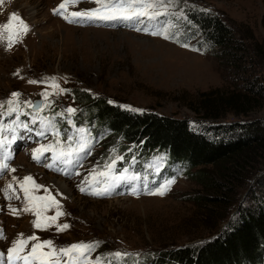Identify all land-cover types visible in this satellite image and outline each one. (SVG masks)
Listing matches in <instances>:
<instances>
[{"label":"rangeland","instance_id":"374dc122","mask_svg":"<svg viewBox=\"0 0 264 264\" xmlns=\"http://www.w3.org/2000/svg\"><path fill=\"white\" fill-rule=\"evenodd\" d=\"M63 2L3 0L0 3V25L7 23L11 14L16 13L28 26L25 33L19 21H13L12 30L4 31L0 36V102L12 99L13 92L20 93L19 116L16 113L9 116L5 103L0 109L3 112L0 121L8 126L27 124L28 117L37 113L40 116L38 126L44 131L43 136L37 135L42 140L27 142L23 138L24 130L17 128L18 136L22 137L17 142L22 144L18 149L13 148L15 143L11 146L13 158L8 162L9 170L0 174V189L12 183L15 195L20 196L19 200L7 201L0 192V228L4 237L0 239V251L6 256L7 248L14 240L35 235L40 241L52 240L57 249L80 242L94 243L96 247L87 256L88 264H97V261L117 264L120 263L116 262L118 260H135L133 264H142L146 257L159 261L170 249L206 240L224 227L238 206L250 204L251 194L257 190L256 179L264 174V169L253 176L249 185L237 190L234 204L220 221H216L205 219L206 212L194 203V198L203 194H200L203 188L191 178L182 176L164 157L155 159V163L164 166L166 171L173 169L178 175L173 190L167 195L137 197L125 193L94 198L82 193L79 186L86 178L91 179L89 174L93 170L98 174L104 171L105 165L124 156L114 149L113 143L96 140L90 156L78 170L79 174L72 178L48 171L43 160H33L32 152L40 145L56 143L57 137L52 134L56 130L47 113L68 115L66 109L69 107L77 112L70 94L74 89L113 101L115 105L188 119L196 124L207 123L197 114L200 95L215 89H227L230 81L225 62L218 60L207 46H202L200 40L186 41L190 28L187 12L198 8L217 13L240 32V38L264 46V0H168L167 14L161 15L164 20L153 31L167 32L169 39L148 33L147 19L138 20L139 30L129 28L126 21H121L124 27L92 23L98 20L71 24L53 14ZM98 6L92 0H81L77 4H68L65 14L72 17V12ZM165 18H170L167 29ZM18 30L19 34L13 35L14 42L9 47V35ZM52 77L59 88L51 83L29 82L47 81ZM59 89L67 91L61 93ZM45 91L49 93L47 99L42 96ZM25 101H31L34 106L42 101V105L37 111ZM259 118H264V110L246 118L230 115L217 122ZM74 132L64 124L58 137L61 144L66 146L72 142L75 147L84 134L79 130L76 134ZM4 135L10 139L12 133L5 132ZM91 136L87 131L84 138ZM110 157H114L111 162ZM13 168L15 172L10 170ZM26 176H31L42 186L35 195L54 197L59 202V210L64 213L48 230L36 229L32 223L35 215L22 211L23 192L19 183ZM13 177L17 179L13 181ZM58 182L66 184L70 191L58 186ZM9 204L19 210V215L11 214ZM56 211L57 207L53 206L45 215L54 216ZM65 223L70 225L68 229L56 230V224ZM33 243L36 241L29 242L25 252L30 251ZM116 252L127 255H111Z\"/></svg>","mask_w":264,"mask_h":264},{"label":"trees","instance_id":"16d2710c","mask_svg":"<svg viewBox=\"0 0 264 264\" xmlns=\"http://www.w3.org/2000/svg\"><path fill=\"white\" fill-rule=\"evenodd\" d=\"M187 18L186 41L200 40L225 62L230 81L227 89L200 95L197 114L207 123L126 110L81 89L70 93L77 106L73 116L46 115L59 133L65 124L75 134L85 128L94 141L113 143L128 164L145 166L166 158L172 168L203 188L194 203L206 212L205 219L218 221L234 204L237 190L264 169V118L217 122L264 110V46L240 38V32L217 13L191 8ZM166 170L164 176L175 178L176 183L178 175ZM255 183L250 204L238 206L218 232L198 243L170 249L159 261L146 257L142 264H264V174Z\"/></svg>","mask_w":264,"mask_h":264},{"label":"snow or ice","instance_id":"6c2138e0","mask_svg":"<svg viewBox=\"0 0 264 264\" xmlns=\"http://www.w3.org/2000/svg\"><path fill=\"white\" fill-rule=\"evenodd\" d=\"M80 0H64L63 3L59 5L57 9L53 10L54 15H60L62 18L67 20L69 23H76L83 20L95 21L99 20L102 22L123 20V21H132V20H141L148 19L154 20L161 15L167 14V3L168 0H92V2L99 5L94 9H89L85 11H75L70 15L74 18L69 20L68 15L65 14L62 9H66L68 4H77ZM0 3H3V0H0ZM163 8L165 11L161 12L160 9ZM13 21H19L21 29L26 33L28 31V26L20 19L16 13H12L8 22L0 25V36L4 31H10L13 28ZM19 30L15 33L9 35V47H11L13 41V35H18ZM153 35H163L165 39H169L167 32H152ZM187 47L188 45H183ZM30 83H51L55 88H59L58 84H55V78H49L47 81H29ZM61 93L66 92V89H59ZM49 93L46 91L42 93V96L47 99ZM20 93L13 92L11 93L12 99L7 100L6 102H0V109H2L7 104L8 115L11 116L13 113L17 114V117L20 113ZM109 103H114L113 101H108ZM24 103L35 107L32 105L31 101H25ZM120 107L125 108L126 110L131 111H142L140 109H132L131 106L121 105ZM39 111V109H37ZM66 112L69 116L74 115L76 109L67 108ZM0 115H3V112H0ZM17 128H22L24 131L31 133L33 129L29 128L26 123H17L14 126H8L0 121V174H5L9 170V161H11V146L17 142L19 137L17 134ZM84 136L87 135V129H79ZM5 132H11V138L9 139L4 135ZM57 137L55 144L40 145L38 148L33 149L32 158L39 162L43 157V154L46 152L53 153V160L57 163L68 164L71 163L74 157H78L81 153H86L90 148L88 140L81 136L79 141L76 143V146L73 147L72 142H69L66 146L62 145L59 141V132L53 131L52 133ZM36 135L43 136L44 131L37 132ZM119 159H123L122 157ZM115 160L109 164L105 165V172L99 173L100 176H103L104 179H96L95 170L90 173V178H86L79 186V190L82 193L94 196H104L111 193L114 187L118 186L119 183L124 182L128 179L126 175L127 169H124L119 174H116L114 171ZM53 167V165H48ZM12 172L16 170L10 169ZM78 174V173H77ZM159 174V173H157ZM13 181L17 178L13 177ZM132 179H139L138 176H133ZM175 183V178H170L166 181H163L155 189L148 190L147 194L149 195H159L164 196L168 191L171 190V185ZM28 185H31L29 187ZM42 186L35 183L31 176H26L23 178V181L19 183V188L23 192V212H31L35 215L36 219L32 222L33 226L36 229L48 230L55 222L57 218L61 215H64L62 211L59 210V202L55 200L54 197L50 195L39 196L35 195V191H38ZM11 191V194H10ZM47 192V190H45ZM0 192H3L6 200L11 201L13 198L19 200L20 196L15 195L16 189L13 187L12 183H8L4 189H0ZM133 194H136L135 192ZM57 207L56 214L54 216H47L45 213L51 207ZM8 210L13 215H19V210L13 207L11 204L8 205ZM70 227L69 224H56L57 231H64ZM23 234H21V237ZM3 237V229L0 228V239ZM30 241H36L31 245L30 251L25 252V249L28 247ZM96 245L94 243H76L68 247H62L57 249L52 240L40 241L39 238L35 235H32L27 238H21L14 240L11 247L7 248V255L3 251H0V262L2 264H85L87 261L88 253L91 252ZM47 248L48 251H44ZM114 257H122L127 255L126 253L116 252L111 254ZM97 264H101L100 261H97Z\"/></svg>","mask_w":264,"mask_h":264},{"label":"bare ground","instance_id":"6f19581e","mask_svg":"<svg viewBox=\"0 0 264 264\" xmlns=\"http://www.w3.org/2000/svg\"><path fill=\"white\" fill-rule=\"evenodd\" d=\"M1 179V178H0ZM58 186L62 187L65 191H70L68 186L66 184H63L62 182L57 183ZM17 188V187H16ZM173 190V189H172ZM6 200V199H5ZM8 201V200H7Z\"/></svg>","mask_w":264,"mask_h":264},{"label":"water","instance_id":"95a60500","mask_svg":"<svg viewBox=\"0 0 264 264\" xmlns=\"http://www.w3.org/2000/svg\"><path fill=\"white\" fill-rule=\"evenodd\" d=\"M41 105H42V101L36 102L35 107H33L34 110L39 109Z\"/></svg>","mask_w":264,"mask_h":264}]
</instances>
